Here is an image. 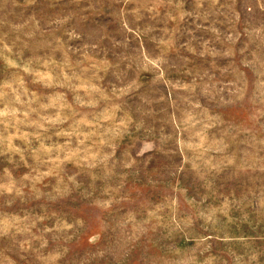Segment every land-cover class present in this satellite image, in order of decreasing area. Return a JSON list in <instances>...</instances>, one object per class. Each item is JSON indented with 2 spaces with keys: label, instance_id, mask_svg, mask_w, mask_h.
Wrapping results in <instances>:
<instances>
[{
  "label": "rangeland",
  "instance_id": "1",
  "mask_svg": "<svg viewBox=\"0 0 264 264\" xmlns=\"http://www.w3.org/2000/svg\"><path fill=\"white\" fill-rule=\"evenodd\" d=\"M0 264H264V0H0Z\"/></svg>",
  "mask_w": 264,
  "mask_h": 264
}]
</instances>
